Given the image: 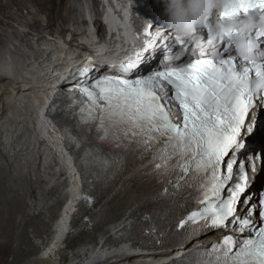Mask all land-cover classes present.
I'll use <instances>...</instances> for the list:
<instances>
[{
	"label": "snow or ice",
	"instance_id": "snow-or-ice-1",
	"mask_svg": "<svg viewBox=\"0 0 264 264\" xmlns=\"http://www.w3.org/2000/svg\"><path fill=\"white\" fill-rule=\"evenodd\" d=\"M256 8L264 9V0H234L223 15L237 17ZM152 27V23L147 25V29ZM204 28L212 33L211 38L201 34ZM204 28L193 38L175 34L172 45L166 42L163 31L157 32L147 45V56L137 52L134 60L120 65L123 75L89 77L92 82L80 88L87 97L79 110L80 120L95 125L98 140L125 153L139 152L141 158L151 153L143 167L151 165L150 171L159 177L176 173L175 187H181L183 181L195 190L198 209L180 220L179 228L189 224L195 233L232 225L238 233L249 234L243 239L224 236L211 249L194 253L200 257L195 264H264V195L256 201L245 196L250 186L249 171L243 162L238 163L243 152L253 175L257 160L264 166V152L246 154L247 142L258 127V111L264 109V30L217 36L208 23ZM158 41H165L163 48L169 52L175 45L182 46L180 54L165 56L157 67L128 78L153 58V52L161 47ZM191 41L195 47L189 49ZM185 55L183 62H173ZM172 103L178 105L182 118L171 111ZM68 135L72 140L70 132ZM95 150L101 153L99 147ZM97 158L115 171L124 163L119 153ZM234 166L239 173L235 182ZM242 197L245 216L237 211Z\"/></svg>",
	"mask_w": 264,
	"mask_h": 264
},
{
	"label": "bare ground",
	"instance_id": "bare-ground-1",
	"mask_svg": "<svg viewBox=\"0 0 264 264\" xmlns=\"http://www.w3.org/2000/svg\"><path fill=\"white\" fill-rule=\"evenodd\" d=\"M30 1L37 9L35 12L30 11V14L33 15L34 23H26L32 29V32L24 37H20L19 32L14 30V34L19 42L18 44L14 43L15 48L12 50V53L14 55L16 54V56L18 54L22 56L24 60L21 64L24 66L28 64L33 69L30 67H17L13 64L15 62L14 57H4L3 53L0 55V103L3 104L0 110V117L8 119L10 124L14 123L13 121L15 119L13 117H16L19 119V126H24L27 129L30 127V132H33V135H30L28 138L24 129H18L15 130L17 133V139L15 141L13 139L12 142L8 136L2 134V137H0V145H5L6 151H9V149L11 150V148L14 152L16 151V160L21 165L24 161V165L29 169L30 175L32 174L31 169L35 167V164L29 159V156H38L37 162L39 161L40 165L37 169L34 168L37 170V179L35 182L34 180L30 183L28 182L31 197L35 199V206L38 205V201L44 203L50 195L59 193L61 191L60 189L64 186H67L68 191L65 196L66 198L61 197L59 203L49 209L48 214L45 212L39 215L41 222L44 221L45 218L50 219L54 215L53 210L57 209L58 205L60 206V204H62L63 208L54 228L49 231L47 229V224L44 222L33 226L28 219L31 214L28 211L29 204L27 198L19 195L21 193V186L14 187L6 179L5 174L6 169H9L8 172L10 176H14V178H16L15 176H19L23 180L24 178H28L29 175L20 174L21 171L18 168L14 170V162H12L7 154L0 149V156H2L4 160V164L0 166V191L7 188L19 195L14 198L5 199V203L0 199V204L6 207L5 210L1 209L0 214L3 218L7 217L6 213L8 211L13 214L12 217L10 216L5 219L6 225H24L25 229L21 234L23 238L27 237V229L31 226L35 229L38 237L41 235V239H43L44 242L37 247L35 253L27 258L23 264H91L97 259H100L101 263L107 262L106 264H151L152 262L158 263L170 260L172 256L170 253H164L163 255L155 257L141 255L125 258V245L129 244L131 246L132 240H135L137 228L143 217L148 214L154 217L156 214L154 211L149 212L146 207V203L149 199H140L136 194L131 192L126 193L122 198H115L109 202L108 205L112 209V214L98 223L86 236L72 239V237L74 238L76 236L75 230L80 226L83 227V224L80 225V219H76L78 220V224H75V226L69 223L70 218L74 219V217H72L73 214L74 216L77 214V212L74 213V211H71V206L74 203V198H76V192L80 190V186L75 181V177L72 174L69 176V173L66 171V168H68L67 165L70 162L69 158L57 154L58 149L50 133V126L42 116L48 109L44 105L55 83H61L64 75H68L73 70V61L84 58V55L80 52H77V54L74 52L71 53L73 50H80L84 45V43H81V40L74 38V43L70 44L68 43L69 40L63 38L65 32L69 30L66 24L72 22L76 31L75 34L72 29H70V31H72L75 36L79 37L81 34L77 29L79 30L83 26L85 27V25H88V19L91 24H94L99 29L103 28L101 26L103 22L106 21L109 23L112 21L114 28H118L122 31L123 29L120 27V24L123 22V18L110 6V4L102 0H97L98 2L94 1V3H92V12L98 17L99 22L89 17L91 12L90 8L88 9L84 6V9H82L76 3H70V5L63 10L59 6L56 7L55 4L53 7H49L45 0ZM99 3L101 7L98 6ZM14 7H17V10L20 12L23 8H28V5L22 0H0V14L7 19L14 20V15L9 11ZM65 11H67V14H64ZM42 14H45L47 17L50 35L52 37L51 40L44 39V36L41 34L40 27L42 20L40 16ZM79 14L80 18L77 17ZM85 16L87 21L84 18ZM91 16H93V14H91ZM57 19L64 24L62 31L55 30V20ZM0 26L7 29L13 28L9 23H5L1 19ZM87 31L88 30L83 31V34H86L83 35L86 36L84 37L87 41L86 45L92 52H95L94 40L87 34ZM34 33H37L39 37L36 41L38 47L32 44V40L34 41L35 39H31L30 35L33 37ZM116 33H118L117 30ZM5 37H7L6 32H0V43L4 42ZM123 39L124 38L121 37L119 41H123ZM131 44L133 47H136V42H131ZM20 45H26L31 54L25 53ZM68 48H71V50H68ZM127 49L131 50V46H128ZM91 51H89V53H91ZM12 53L10 52L11 55H13ZM53 53L56 55L55 57L51 55ZM62 53L65 56L68 54L73 61H71V63L68 61L61 62L62 56H60V61H58V55ZM124 55V52H120L118 57ZM4 60L8 64H2ZM60 63H62L64 70L56 66ZM52 79L55 80V82H53ZM13 89L14 92L11 91ZM9 97L15 99L16 103L19 102V106L18 104V107H15V104L9 105ZM21 102L23 104H21ZM20 106H23V110H25L22 112V115H20ZM8 108H12L13 110L9 112ZM15 109H17V111H14ZM45 130L49 131V133L45 132ZM258 131L257 139L258 142L261 143L264 138V132H261L260 129H258ZM58 156H60V159L57 158ZM44 157L47 160L52 159L54 163H56V166H61V172H56L54 170L56 166L53 168L54 165H52V163L44 162ZM43 163L45 165L44 169L41 166ZM46 175L50 178L49 180L46 178ZM63 177H66L64 182H62ZM249 177L250 186L248 188V195H251L253 192L257 191L262 184L264 166H261V163L258 164L256 174L253 175L250 173ZM50 180L54 182L57 180V182L55 185L52 183L53 185L49 186ZM36 185H39L42 189L41 196L36 195ZM116 191L115 189L110 195H113ZM44 205L43 208H45ZM11 210L21 213L25 220L22 219L19 221ZM43 231L45 235L41 234ZM14 237L15 236L12 234L9 235V238ZM115 259L116 262L112 263Z\"/></svg>",
	"mask_w": 264,
	"mask_h": 264
},
{
	"label": "rangeland",
	"instance_id": "rangeland-1",
	"mask_svg": "<svg viewBox=\"0 0 264 264\" xmlns=\"http://www.w3.org/2000/svg\"><path fill=\"white\" fill-rule=\"evenodd\" d=\"M4 1H6V0H4ZM22 1L28 5V8H23V10L20 12L17 10V7H14L13 9L9 10L14 15V20L7 19L2 14H0V19L2 21H4L5 23H9L13 27L11 29H7L5 27L0 26V32H2V33L6 32V34H7V37H5L4 42L0 43V55L3 53L4 57H7V56H10V58L14 57L15 61L16 60H22L23 57L20 56L19 54L16 56V54L14 55L12 53V50H14V48H15L14 43L18 44V42H19L18 38H16V36L14 34V30H17V32H19L20 37L21 36L24 37V36L28 35L29 33H31L32 29L26 23L27 22L34 23L33 15L30 14V11L35 12L37 10L36 7L31 3L30 0H22ZM94 1H97V0H91L92 3H94ZM45 2L48 4L49 7H53L55 4L56 7L59 6L63 10L65 9V7L69 6L70 3H76L79 7L84 9V0H82V1H80V0L79 1L78 0L77 1H75V0H45ZM92 11H93V9L91 10L90 14H94ZM64 14H67V11H65ZM79 16H80V14L77 15L78 18H80ZM40 18L42 20V24L40 27L41 34L44 36V39L51 40L52 37L50 35V28H49V25L47 22V17L45 14H42L40 16ZM84 18L86 19V16ZM92 18L94 19V17H92ZM86 21H87V19H86ZM55 25H56L55 30H57V31L63 30L64 24L62 21H60L58 19L55 20ZM66 25L69 28V30L66 31L64 36H63V38L65 40H70L71 38H76V39L82 40V37H84L83 35H86L85 33L83 34V31L88 30L84 26L79 30L77 29V31H79V33L81 34V36L77 37L74 35L76 30H75V27L72 24V22H69ZM101 26L104 27L103 24ZM70 29H72L74 34L72 33V31H70ZM37 35H38L37 33H34L33 37H32V35H30L31 39H35L34 41L32 40V44L35 47H38V44L36 43V41L39 37ZM20 46L25 53L31 54L26 45H20ZM10 52L13 55L7 54ZM11 91L14 92V89ZM15 101L16 100L13 98H10V97L8 98V104L9 105L15 104L14 106L18 107L19 102L16 103ZM17 104H18V106H17ZM21 104H23V103L21 102ZM2 106H3V104L0 103V110H1ZM12 106H10V107H12ZM8 110H9V112H11L13 109L8 108ZM19 110L21 111L20 115H22V112L25 111V110H23V106H20ZM14 111H17V109H15ZM9 116H10V114H9ZM19 117H21V116H19ZM13 118L15 119L13 121L14 123L10 124L8 122V119L0 117V130H1L0 131V137H2V134H3L4 136H8V138L11 139V141L13 142V139H14V141L17 139V133L15 130H18V129L23 130L24 129L26 136L29 138L30 133H31L30 130H28L24 126L20 127L19 123H18L19 120L16 117H13ZM0 147H2L0 149L3 150L7 154L8 158L12 162H14V167H13L14 170H17V168H18L21 171L20 174L23 173L24 175H27V174L29 175L28 178H24V180H23L19 176H15L16 178H14V176H10L9 172H8L9 169H6V174H5L6 179L10 182V184H12L14 187H20L21 186V193L19 195L27 198V201L29 204L28 211L31 214V216L28 219L30 220V222L32 223L33 226H35L37 224H41L42 222L46 223L47 229L49 231H51L54 228L56 221H58V217L62 211L63 205L60 204V206L58 205L57 209L53 210L54 215L50 219L45 218V220L41 222V218L39 215L44 214L45 212L48 214L49 209L51 207H53L55 204L59 203L61 197L66 198L65 196H66V193L68 191L67 186L62 187L60 189L61 191L59 193H55V195H50L47 198V200L44 201V203L38 201V205L35 206V199L32 198L31 194H30L29 183L32 180H34V182H35L37 179V177H36V175H37L36 171L37 170H35L34 168L37 169L38 166L40 165L39 161L37 162L38 156H36V155L29 156V159L35 164L34 165L35 167L33 169H31L32 174L30 175L29 169L24 165V161H23V164L21 165L16 160V151L14 152V150L12 148H11V150L9 149V151H6L5 145H0ZM44 162L53 163V160L52 159L47 160L44 157ZM3 164H4V160L2 159V156H0V166H2ZM41 166L44 169V167H45L44 163ZM54 167H55V165L53 166V168ZM59 169H60L59 166H56L54 168V170H56V171H58ZM46 178L48 180L50 179L47 175H46ZM26 179H28V180H26ZM263 180H264V177L262 178V183H263ZM54 181H55V179H54ZM54 181L50 180L49 186H52L53 184H55L57 182V180H56V182H54ZM62 182H64V178H62ZM35 187H36L35 188L36 195L41 196V193H42L41 190L42 189L39 187V185H36ZM19 195L16 194L15 192L11 191L10 189H7V188H5V190L3 189L0 191V199L3 203H5V199L14 198L15 196H19ZM43 205L45 206V208H43ZM1 209L5 210L6 207L4 205L0 204V211H1ZM11 212H13L16 215V217L18 218L19 221L24 219L23 215L21 213H17L15 210H11ZM6 216L12 217L13 214H11L10 211H8L6 213ZM6 218L5 217L3 218L2 215L0 214V264H23L27 258H29L33 253H35L37 247H39L40 245H42L44 243L43 239H41V235H40V237H38V234H36L35 229L32 228L31 226L27 229V231H28L27 237L23 238L21 236V234L25 229L24 225H21V226H19V225H15V226L6 225L5 224ZM10 233L12 235H14L15 237L9 238V235H11ZM41 234L45 235V232L43 231V232H41ZM112 263H115V261Z\"/></svg>",
	"mask_w": 264,
	"mask_h": 264
},
{
	"label": "clouds",
	"instance_id": "clouds-1",
	"mask_svg": "<svg viewBox=\"0 0 264 264\" xmlns=\"http://www.w3.org/2000/svg\"><path fill=\"white\" fill-rule=\"evenodd\" d=\"M102 1L110 4V6L121 15L123 20L128 17L137 19V16H139L138 11L143 9L142 7L154 3L153 0ZM157 2L162 3L164 6V13L168 17V28H170L175 34H178L185 38H193L197 32H199L206 26L209 19L213 17L215 13H218L220 17L215 24V33L217 36H229L237 32H239L241 35H248L256 32L257 30H264V15H261L259 20H256L252 17L239 20L236 19V17L225 18L223 13L226 9L232 6L234 0H157ZM84 6L88 9H93L91 0H84ZM98 6L101 7L100 3L98 4ZM89 17H94V20L99 22L98 17H96L94 14L93 16H91L90 14ZM102 24L106 27H103L100 30L97 26L91 24L90 20L88 19V25L85 26L88 29L87 34L92 39L94 37H97L98 40H102L107 35L112 33V31H119L118 28H114L112 21L109 23L105 21ZM122 24L123 22L120 24L121 28ZM84 37H82L81 40V43H84V45L80 48V50H83L85 52V49L87 48V41ZM68 43L73 44L74 38H71ZM68 50H71V48H68ZM78 50L79 49H77V51ZM75 51L76 50H73L72 52ZM8 54L11 55L10 53ZM51 55H53L54 57L56 56L54 53ZM7 58H10V56H7ZM23 60L24 58H22V60H16L13 64H15L17 67L32 68L28 64L25 66L21 64ZM2 64L8 63L4 60ZM58 65L59 64H57L56 66L59 67L60 65ZM28 130H30V127L28 128ZM30 135H33V132H31ZM53 164L56 166V163H54V161L52 165Z\"/></svg>",
	"mask_w": 264,
	"mask_h": 264
}]
</instances>
